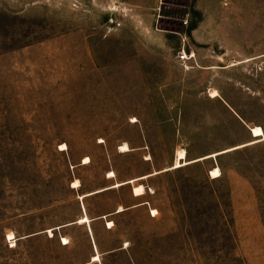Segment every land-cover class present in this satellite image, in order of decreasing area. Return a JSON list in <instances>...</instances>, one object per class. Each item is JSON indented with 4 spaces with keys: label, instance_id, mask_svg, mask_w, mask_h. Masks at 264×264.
Masks as SVG:
<instances>
[{
    "label": "rangeland",
    "instance_id": "rangeland-1",
    "mask_svg": "<svg viewBox=\"0 0 264 264\" xmlns=\"http://www.w3.org/2000/svg\"><path fill=\"white\" fill-rule=\"evenodd\" d=\"M255 125L264 0H0V264H264Z\"/></svg>",
    "mask_w": 264,
    "mask_h": 264
},
{
    "label": "bare ground",
    "instance_id": "bare-ground-1",
    "mask_svg": "<svg viewBox=\"0 0 264 264\" xmlns=\"http://www.w3.org/2000/svg\"><path fill=\"white\" fill-rule=\"evenodd\" d=\"M252 135H253V139L252 140H250L248 142H245V143H242V144H239V145H236L234 147L236 148V147H241V146H245V145H248V144L256 143V142H259V141H264V128L261 125L253 126L252 127ZM63 145L64 146H62V148L65 149L67 147V145L65 143ZM119 148H120V151L130 150V146L126 142L121 144ZM147 158L149 159V156ZM196 160H198V158L188 159L187 158V151L185 149H179L178 152H177L175 163L170 168H177V167L183 166L185 164L194 162ZM90 161H91V159L89 157H86L84 159L83 163L86 164V163H89ZM154 173H157V171H155ZM210 174H211L212 177H218V176L221 175V170H220L219 167H214L213 169H211ZM109 176L110 177L111 176H116L115 171H111L109 173ZM146 176H148V175L141 176L139 178L146 177ZM139 178H130V179L126 180V181H123V180L122 181H118L117 180V181H115L112 184L111 187L120 186V185L125 184V183H133V191H134V193L135 194H144V192H145L144 191L145 190L144 185L140 184V183L139 184L135 183ZM81 185L82 184H81L79 179H76L75 181L72 182V187L73 188H77L78 189V188L81 187ZM97 191H99V190H97ZM94 192H96V191H94ZM90 193H93V192H90ZM90 193H87V195L90 194ZM85 195L86 194H80L79 195V199L84 198ZM118 208H119L118 211H122V210L125 209V207H123L122 205H120ZM156 211L157 210L154 209L153 212L156 213ZM77 222H79V223H89L90 224L91 223V218L89 217L88 214H84L83 216L79 217V219H77ZM112 222L113 221H111V222L109 221V223H108L109 227H112V225H110V224H112ZM60 227L61 226H58V227H55V228H60ZM55 228H51V229L48 230L51 235L53 234V230ZM8 234H9L10 238L16 237L13 232H9ZM63 240H64L63 241L64 244H67V243L70 242L68 237H63ZM101 260H102V258H101L100 252H97V253H95L93 255V261L100 262Z\"/></svg>",
    "mask_w": 264,
    "mask_h": 264
},
{
    "label": "crops",
    "instance_id": "crops-1",
    "mask_svg": "<svg viewBox=\"0 0 264 264\" xmlns=\"http://www.w3.org/2000/svg\"><path fill=\"white\" fill-rule=\"evenodd\" d=\"M194 52V51H193ZM196 59V58H195ZM190 67H192V68H194L195 66L194 65H191ZM250 129H251V127H250ZM109 176V174L107 175V177ZM142 176H145V175H142ZM110 177V176H109ZM111 177H115V176H111ZM139 177H141V176H138V177H133V178H139ZM147 177V176H146ZM146 177H142V178H146ZM142 178H139V179H142ZM130 179V178H129ZM138 179V180H139ZM128 180V179H127ZM122 181V180H121ZM123 181H126V180H123ZM113 184V183H112ZM112 184H110V185H108V186H105V187H101V188H99V189H96V190H94V191H96V192H94V191H88V192H85V193H80V194H86L85 196H84V198H81L80 200H82V208H83V211H84V213H83V215L84 214H87V212H86V206H85V202H84V199H85V197L86 196H89V195H92V194H94V193H97V192H101V191H104V190H107V189H109V188H114V187H111L112 186ZM125 184H127V183H125ZM125 184H122V185H120V186H123V185H125ZM116 187H119V186H116ZM133 188V187H132ZM77 189V188H76ZM79 189V188H78ZM97 190H99V191H97ZM90 192H93V193H90ZM134 192V191H133ZM87 193H90V194H88L87 195ZM79 194V195H80ZM134 195L135 196H139V195H142V194H135L134 193ZM79 197V196H78ZM120 206V205H119ZM119 209V208H118ZM118 209H117V211H118ZM82 215V216H83ZM79 219V218H78ZM91 220H92V218H91ZM76 222H77V220H76ZM111 222V221H110ZM77 223H79V222H77ZM87 225H88V227H89V229H90V233H91V235H92V229H91V227H90V224L89 223H86ZM111 225H113V222H112V224ZM93 241H95L94 239H93ZM94 245V247L96 248V251L94 252V254L95 253H97V252H100L99 250H98V247H97V244H96V242H95V244H93ZM93 254V255H94ZM101 254V253H100ZM93 255H92V261H93ZM100 264H102V260L99 262Z\"/></svg>",
    "mask_w": 264,
    "mask_h": 264
},
{
    "label": "built area",
    "instance_id": "built-area-1",
    "mask_svg": "<svg viewBox=\"0 0 264 264\" xmlns=\"http://www.w3.org/2000/svg\"><path fill=\"white\" fill-rule=\"evenodd\" d=\"M194 57H195V53L193 51L188 52L185 49L182 50L181 53H180V55H179L180 60L182 62H184L185 66H188L187 65V60L192 59ZM153 211H154V209L153 208H150V212H151L152 215H156V213L158 212V211H156V213H154Z\"/></svg>",
    "mask_w": 264,
    "mask_h": 264
}]
</instances>
